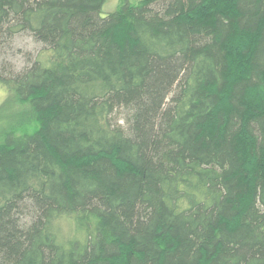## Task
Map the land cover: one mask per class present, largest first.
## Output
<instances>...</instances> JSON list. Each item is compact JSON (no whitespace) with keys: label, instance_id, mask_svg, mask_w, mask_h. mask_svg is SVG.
<instances>
[{"label":"trees","instance_id":"1","mask_svg":"<svg viewBox=\"0 0 264 264\" xmlns=\"http://www.w3.org/2000/svg\"><path fill=\"white\" fill-rule=\"evenodd\" d=\"M0 0V264H264V0Z\"/></svg>","mask_w":264,"mask_h":264},{"label":"rangeland","instance_id":"2","mask_svg":"<svg viewBox=\"0 0 264 264\" xmlns=\"http://www.w3.org/2000/svg\"><path fill=\"white\" fill-rule=\"evenodd\" d=\"M120 0H106L102 8V15L114 11ZM134 1V0H131ZM137 1V0H135ZM43 45L35 42L28 35H18L11 42H0V65L9 63L15 69H21L28 65L32 59L41 51ZM5 93L0 88V125L4 124L5 115L11 111L13 113L15 107L11 110L4 107ZM10 115V114H9Z\"/></svg>","mask_w":264,"mask_h":264}]
</instances>
